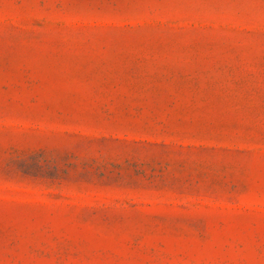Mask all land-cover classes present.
Listing matches in <instances>:
<instances>
[{
	"label": "rangeland",
	"instance_id": "rangeland-1",
	"mask_svg": "<svg viewBox=\"0 0 264 264\" xmlns=\"http://www.w3.org/2000/svg\"><path fill=\"white\" fill-rule=\"evenodd\" d=\"M0 264H264V0H0Z\"/></svg>",
	"mask_w": 264,
	"mask_h": 264
}]
</instances>
